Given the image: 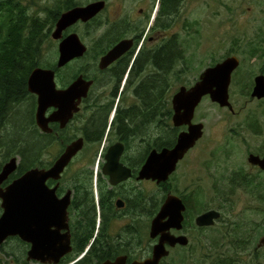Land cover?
Segmentation results:
<instances>
[{
	"label": "flooded vegetation",
	"instance_id": "obj_1",
	"mask_svg": "<svg viewBox=\"0 0 264 264\" xmlns=\"http://www.w3.org/2000/svg\"><path fill=\"white\" fill-rule=\"evenodd\" d=\"M93 2H104V6L90 20L80 19L63 31V38L72 33L78 34L86 46L85 53L62 67L68 68L66 82L59 81L56 71L59 88L69 87L80 76L90 82L87 95L79 103V110L65 124L61 121L49 122L51 131L46 132L39 126L36 118L38 96L30 93L32 129L38 135L48 136V141L40 148L36 167L50 168L71 143L83 140V148L72 158L61 177L47 181L48 187L56 190L57 201L70 197L67 207L68 229H62L60 234L69 233L72 250L62 256L58 263L51 257L47 260V255L44 257L47 261L44 262L41 259H30L31 243L20 236L9 237L5 242L12 238L19 242L17 264L144 263L153 258L155 246L162 237V234L153 237V220L169 194L180 197L186 209L181 227H171L164 235L173 238L185 236L188 243H166L168 254L158 264H187L192 257L199 258V264H237L238 260L243 262L241 254L248 250L251 242L244 240L243 229L227 227L226 236L231 237L228 243L231 246L229 252L233 253L231 256L226 257L220 252L217 243L211 239L217 226H221L226 207L201 210L200 190L192 189L185 193L173 185V177L199 141L179 161L167 181L157 183L153 179L140 178V172L152 152L173 148L180 132L188 128L174 123V95L182 87H193L207 68L219 63L211 61L193 78L189 76L193 69L190 65L194 55L196 57L195 49H199L201 38L199 35L192 40L189 33L191 27L204 22H200L199 18H192L190 6L202 3L215 8L217 0H51V38L57 42L58 53L60 40H55L52 35L59 19L67 11ZM225 41L226 46L231 45V39ZM119 45L121 53L109 63L102 64L103 59ZM192 48H195L194 53L190 51ZM231 49L229 48L225 59L236 56L231 55ZM169 52L172 53V58L168 66L160 67L151 59L156 54ZM201 62L202 59H199L198 65ZM239 66L233 72L232 79ZM160 71H163V78L159 85L163 88L152 99L156 108L153 113V101L144 105V99H148V96L141 94L139 88L148 77L159 74ZM259 75H264V65L259 74L254 76L253 87L250 89V86L249 89L251 99L262 102L264 98L252 97L255 79ZM176 86L179 88L174 89ZM206 98L211 99L206 95L202 101ZM56 111V107H50L45 115L47 118L52 117ZM231 112L237 113L235 109ZM250 119L249 123L252 122L257 127L253 134L261 142L256 152L248 153L247 162L251 170H233L231 181L254 182L264 179V169L249 162L250 154L264 158V110L259 113L258 119ZM193 122L199 123L195 121V117ZM56 147L57 152L52 151ZM39 162H44L45 165ZM154 184L160 189L159 195L153 194ZM226 193L232 195L234 190L229 189ZM256 193L260 194H257L258 198L264 202V189ZM213 209L221 213L220 218L213 225L200 226L197 223L198 217ZM167 220L168 218L165 219ZM51 229L56 230V225H52ZM263 235L264 233L259 242ZM205 237L213 251L206 252L207 259L201 256L204 257L201 263L200 252L206 241ZM259 242L257 252L264 248V245L259 247ZM94 244L97 245L99 254L90 255ZM76 246L86 247L77 254L74 252ZM239 250L241 252L237 254ZM8 259L15 261L13 256Z\"/></svg>",
	"mask_w": 264,
	"mask_h": 264
},
{
	"label": "water",
	"instance_id": "obj_2",
	"mask_svg": "<svg viewBox=\"0 0 264 264\" xmlns=\"http://www.w3.org/2000/svg\"><path fill=\"white\" fill-rule=\"evenodd\" d=\"M104 6V2H93L85 7H76L62 15L57 23L53 38L60 40L57 67L62 68L73 59L81 57L86 46L78 34L72 33L63 38V31L78 20L87 21L94 17ZM121 45L111 51L102 61L109 63L121 53ZM237 56H229L213 67L207 68L193 87H182L173 98L175 111L173 120L176 126H187V130L180 132L176 145L158 152L154 150L140 172V178L153 179L157 183L168 180L175 171L177 164L186 153L192 149L203 137L205 124L193 122L195 112L204 96L209 95L212 102L221 107L234 111L230 101L229 88L232 74L239 66ZM90 82L82 76L67 88H59L56 82V70L53 68L37 67L28 79V90L38 96L36 118L42 130L50 132L49 122L61 121L67 123L74 113L79 110L82 97L87 95ZM252 97L264 98V75L255 79ZM56 107L57 111L47 118L46 111ZM83 148V140L71 143L48 169L34 167L21 176L4 185L18 168V156L7 161L0 171V201L2 213L0 215V245L9 237L20 236L32 244L29 251L30 259L42 261L54 259L58 263L60 258L72 250L70 235H61L62 229H68L67 207L69 198L57 201L56 190L50 189L47 181L50 178L59 179L72 158ZM249 162L264 169V158L250 154ZM186 205L180 197L169 194L160 212L153 220V237L162 234L160 242L155 246L154 256L140 264H158L162 257L168 254L166 243L175 245L177 242L187 244L185 236L173 238L164 235L171 227H181L184 220ZM218 210H209L201 214L197 223L200 226L213 225L219 219ZM168 218L167 221L165 219ZM57 229L52 230L51 226ZM264 245V235L260 239L259 247ZM47 255V260H44ZM51 257V258H50Z\"/></svg>",
	"mask_w": 264,
	"mask_h": 264
},
{
	"label": "rangeland",
	"instance_id": "obj_3",
	"mask_svg": "<svg viewBox=\"0 0 264 264\" xmlns=\"http://www.w3.org/2000/svg\"><path fill=\"white\" fill-rule=\"evenodd\" d=\"M25 3L31 5V12L40 11L41 16L45 15L46 7H51L52 4L51 0H25ZM190 9L193 19L199 18L200 22H204L191 27L189 33L192 40L193 37H201L199 49L194 48L196 57L194 55L190 65L193 69L190 70L189 76L193 78L211 61L221 62L229 53V48H232L231 55L241 59V65L230 85V100L237 113L219 106L210 98L199 104L195 121L205 124L204 136L185 158L172 182L185 193L192 189L200 190L201 210L226 207L221 226H217L211 238L217 243V249H221L220 252L226 257L233 254L229 252L231 246L228 244L231 237H227L226 232L227 227L236 226L243 229L244 240L248 243L251 241L248 250L241 254L244 257L243 262L238 260L237 264H264V248L256 251L259 238L264 233V202L258 198L260 194L256 192L264 189V179L251 183H259V190L251 185L240 188L231 185L234 184L231 181L233 170H251L247 162L248 153L256 152L261 142L253 134L257 127L249 121L252 120L251 117L258 119L259 113L264 110V101L251 99L250 96L254 76L259 74L264 65V0H217L215 8L201 3L191 4ZM225 39H231V45L226 46ZM56 43L52 40L46 45L51 53L47 55V59L54 63H57L59 56ZM194 49L190 51L194 53ZM199 59H202L200 65L197 63ZM67 72L68 68L64 69L65 76ZM173 88L177 89L179 86ZM20 108L25 110L28 106L22 105ZM4 134L6 133L0 134V162L3 163L12 150L3 141L5 139L1 136ZM52 151L57 152V147ZM229 189L234 190V194L228 195L226 191ZM153 194H160L156 184L153 185ZM1 213L0 202V215ZM237 236L240 238V233ZM205 240L200 258L205 257L207 251H213L211 244H207V237ZM240 252L241 250L237 254ZM204 257L201 258V263ZM198 260L199 258L192 257L187 264H199Z\"/></svg>",
	"mask_w": 264,
	"mask_h": 264
},
{
	"label": "trees",
	"instance_id": "obj_4",
	"mask_svg": "<svg viewBox=\"0 0 264 264\" xmlns=\"http://www.w3.org/2000/svg\"><path fill=\"white\" fill-rule=\"evenodd\" d=\"M31 8V5L26 4L25 0H0V134L6 133L1 137H4L3 141L9 149H12L5 158L6 162L14 156L19 157L17 170L5 185L38 165L40 148L48 141L47 135H38L32 129V98L28 90L29 76L37 67L53 68L57 71L60 82L67 81L64 68H58L57 63L47 59V55L51 54L50 50L48 51L49 48L46 47L52 41L51 9L46 7L45 15L41 16L40 11L33 13ZM171 58L172 53L170 52L168 54L159 53L151 57L160 67L168 66ZM162 74L163 71H160L159 74L148 77L140 86V93L148 96V99H144V105L153 101V97L163 88L162 85H159V81L163 78ZM22 105H27L28 108L21 110ZM151 108L152 112H155V101ZM5 163L0 162V171ZM39 163L45 165L44 162ZM233 182L234 184L231 185L235 187L251 185L252 187L256 186V189L259 190V184H251L253 183L251 181ZM85 247L76 246L74 252L79 254L84 251ZM19 248L16 238L1 245L0 264H17ZM97 254L99 251L97 245L94 244L90 255ZM10 256H13L14 262L8 259Z\"/></svg>",
	"mask_w": 264,
	"mask_h": 264
},
{
	"label": "bare ground",
	"instance_id": "obj_5",
	"mask_svg": "<svg viewBox=\"0 0 264 264\" xmlns=\"http://www.w3.org/2000/svg\"><path fill=\"white\" fill-rule=\"evenodd\" d=\"M148 89V88H147ZM29 98V97H28ZM2 109V108H1Z\"/></svg>",
	"mask_w": 264,
	"mask_h": 264
}]
</instances>
